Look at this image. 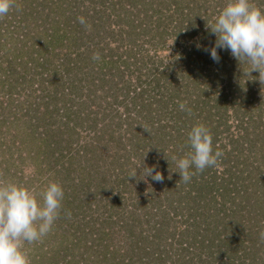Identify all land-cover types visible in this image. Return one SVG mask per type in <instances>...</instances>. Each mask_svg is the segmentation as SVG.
<instances>
[{
    "label": "trees",
    "instance_id": "16d2710c",
    "mask_svg": "<svg viewBox=\"0 0 264 264\" xmlns=\"http://www.w3.org/2000/svg\"><path fill=\"white\" fill-rule=\"evenodd\" d=\"M226 3L14 0L0 17V182L64 189L30 264H264V78L204 50ZM195 123L223 154L185 182L172 157Z\"/></svg>",
    "mask_w": 264,
    "mask_h": 264
},
{
    "label": "clouds",
    "instance_id": "9594fccd",
    "mask_svg": "<svg viewBox=\"0 0 264 264\" xmlns=\"http://www.w3.org/2000/svg\"><path fill=\"white\" fill-rule=\"evenodd\" d=\"M13 6L14 0H0V17L9 13ZM77 19L86 28L91 27L83 15ZM208 27L216 40L212 47L204 50L213 61L220 59L218 49H227L239 61L250 65L245 75L256 70L259 77L264 78V11L261 8L250 0H227ZM93 59H100L98 52L93 54ZM178 107L181 111L191 112L187 102H180ZM187 143L190 150L186 155L172 157L178 169L176 172L185 182H189L196 172L215 166L223 154L219 149H213L211 131L203 123L191 126ZM136 175L137 169H133L128 177ZM143 175L158 182L164 179L154 166L143 167ZM63 199L64 189L54 180L44 186L39 196L34 190L15 182H0V264H30L23 250L24 243L40 241L51 231ZM260 238L264 240V231Z\"/></svg>",
    "mask_w": 264,
    "mask_h": 264
},
{
    "label": "rangeland",
    "instance_id": "374dc122",
    "mask_svg": "<svg viewBox=\"0 0 264 264\" xmlns=\"http://www.w3.org/2000/svg\"><path fill=\"white\" fill-rule=\"evenodd\" d=\"M161 56H163V55H165V54H168V52H164V51H162L161 53ZM148 186V185H147ZM147 186H145V190H144V192H143V196H141L142 198H144V196L146 195V194H148L149 193V189H147ZM23 250L25 251V247H23Z\"/></svg>",
    "mask_w": 264,
    "mask_h": 264
}]
</instances>
